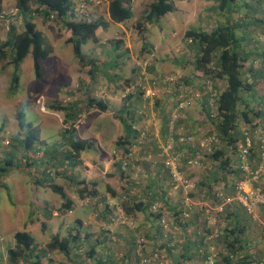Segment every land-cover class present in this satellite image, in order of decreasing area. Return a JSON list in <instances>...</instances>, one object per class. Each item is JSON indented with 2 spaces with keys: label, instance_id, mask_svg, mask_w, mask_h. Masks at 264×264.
Wrapping results in <instances>:
<instances>
[{
  "label": "rangeland",
  "instance_id": "rangeland-1",
  "mask_svg": "<svg viewBox=\"0 0 264 264\" xmlns=\"http://www.w3.org/2000/svg\"><path fill=\"white\" fill-rule=\"evenodd\" d=\"M150 3L151 0H133L131 2L133 16L130 20L121 24H115L109 20L107 14L108 3L93 8V10L90 11L91 18L93 20L100 19L105 22L107 26L104 30L98 28L96 32L97 41H90L82 46V54L87 59L97 60V71L93 79H91V82L95 81L94 84H96L94 86L97 92L95 95L100 97L105 87L108 89L115 88L113 89V93L123 105L124 103H134L135 94L137 97L142 96L139 91L143 92L144 95H151L147 102L143 104V106L146 107L144 112L145 117L140 123L143 124L148 131L147 141L150 142L146 146L156 141L161 150L158 154L161 160L162 155H172V152L179 149L198 148L201 138L208 139L217 136L214 124L205 119V113L201 106V90L202 87L208 84L209 88L219 91L224 86V82L220 80L211 82L210 80L208 81V79H203L200 72L194 71L193 67L187 64L195 55V50L185 43L184 33L190 28H200L210 31L215 28L217 23L220 25H228L233 29L234 35L241 41V47L245 52H251L253 54L258 52V54L264 55V0H238L229 11H221L218 8L217 0L174 1L176 12L168 13L167 16L160 18L159 21L146 25V30L141 35L138 32L139 29L137 24L143 21ZM32 10H35V6L32 7ZM32 21L36 29L43 33L45 43L52 48L48 57L40 61V78L36 79L34 77L33 58L31 54H28L19 66L18 88L14 91L15 93L12 94L9 91L13 73V67L9 64L10 53L8 52L6 58L0 61V161L3 162L10 155L16 163L7 175L0 177V236L7 235L12 228L10 233L19 230L24 222L20 221L18 216L13 212H8V209L13 210L12 207H16L13 205V196H17L19 189L22 188L28 190L30 195L32 194L29 184L26 186V182L28 180L31 181L32 177L28 174L30 172L28 171L27 173L26 169L21 166L22 163H20L19 160L23 154L19 139L22 138L23 135L18 128L17 113L22 112L26 121L30 122L34 127H37L40 120L45 117V115L42 111L43 101H40V103L37 101L36 97L41 93H44V96H46L47 93L45 92L48 90V87H50L49 85H61L62 88L65 87L68 91V94L64 96L63 99L65 101V107L73 106L74 110H81L86 103L87 97L91 93L85 86L87 80L92 78L91 74H89L90 67L80 66L77 59L74 57L72 46L66 43V31L63 30L57 22L44 21L38 14L33 17ZM11 28L14 29L15 33H19L22 30L21 18L16 10V0H2V12L0 13V43H3L8 38L9 29ZM117 42L121 43L119 47L114 50L113 46L116 45ZM122 51L127 52L122 58H113L115 54L123 53ZM253 59V56H250L245 62L242 70L249 72V66H251V75L248 73V75L245 76L247 79L253 78L255 83V96L252 100H248L251 103V108L259 106L258 99L264 96V74L259 73L260 68L264 71V63H262L260 58H256L253 64H250ZM153 66L158 69V73H155L157 76L149 70ZM141 72L146 75V78L144 77V81H142L143 87L145 88L142 89V87H140L138 90L137 80ZM188 78L193 79L195 82L194 86L184 83V80L189 83ZM115 80L116 82L113 84ZM206 82L208 83L205 85ZM80 85L82 88H76V86ZM177 85L180 92V102L185 100L183 102L187 103L184 105L183 109H178V112H176L177 118L174 119L172 114L176 108L174 109L173 102H171V100L166 102L167 104L163 109L162 103H164L166 98L171 95L172 91L177 88ZM51 91L53 90L49 92ZM178 100L179 96H176L174 102ZM157 101L161 106L155 110L154 107ZM60 103L62 104V102ZM45 110L46 112L49 111L47 108ZM194 110H196L198 114L197 118L194 117ZM63 114L61 115L60 113V116L57 118L49 116L54 124L57 121L56 124L58 128L56 129L53 125L43 130L42 134L46 137L47 145H50L51 142L59 141L60 138L57 131L62 132L66 130V126H61ZM165 117L172 120L170 125H173L175 122L174 120L182 119L184 123L187 122L186 124L188 127H184V123H181L174 131L175 135L170 138L167 137L168 139L164 140L161 138L159 124ZM89 120L90 118L85 116L81 123H86L87 125ZM194 122H196V136L192 141H189L188 137L191 135V131L188 129ZM198 122L199 125H197ZM101 125H107L109 128L108 120L103 119ZM241 126L240 120L238 123V128H240V130ZM111 130L112 129H109L108 133ZM218 142L219 143L214 145L217 149L225 145L224 142L219 139ZM39 146H41L40 142ZM42 147L43 145L39 147L38 153H42ZM142 150L143 148L139 150V158ZM237 152V150L235 153L231 152V150L227 152V155L231 158V165H238V161L236 162L237 159L235 157ZM210 153L211 151H201L199 154L201 157H198V155L193 157V159L197 160V164L187 165V169L182 171L184 173L183 177L191 184L188 189H184V192L188 193L189 190L194 188V183L199 181V179L195 180V178H199L201 175L206 177L210 171H214L215 166L217 167L219 163L218 160L215 159L216 161L210 162L205 158V156ZM34 157L35 154H33V159ZM144 159L151 161L152 157L147 155ZM161 161H163V159ZM201 161L204 162V164ZM132 172L133 175L134 173L137 174V177H135L136 180L140 179L139 167L136 166L135 171ZM69 177L74 180L73 176L69 175ZM231 178L232 177H230V180ZM19 183L22 184L20 187H18ZM254 184L262 191L264 189V177L257 182L248 184V189L253 192L254 190L250 188V186ZM97 189L105 194V187L102 181L98 183ZM222 191L224 192L222 181L212 185V193H219ZM7 193L11 194L10 199L7 197ZM170 193L171 197L176 199L179 192L177 188H173ZM224 194L225 196L233 195L226 192ZM206 195V191L202 192V198L206 197ZM206 201L204 205H210L213 199H206ZM195 204L200 206L203 205V203ZM217 207L218 205L214 206L212 210H214V212L218 211ZM36 211L37 209L35 206L30 208L28 211L29 216H26L25 221L28 219L26 224L33 225V234L37 239L40 237L41 227L40 222H36ZM257 214L260 216L259 220L264 225V211H259ZM214 222L215 220L211 223L212 226L215 225ZM222 223L224 224V221ZM50 239L51 237H46L45 243H48ZM215 239L213 234L209 235L208 241L212 249L209 250L208 253L211 251L217 254L219 253L221 246L213 242ZM144 241L147 242L145 238ZM158 252L160 257L166 260V257L161 251ZM58 255L59 258L51 259L53 263L59 264L63 260V257H61L60 254ZM31 258L32 256L26 258L22 264H26V261L30 262L32 260Z\"/></svg>",
  "mask_w": 264,
  "mask_h": 264
},
{
  "label": "trees",
  "instance_id": "trees-1",
  "mask_svg": "<svg viewBox=\"0 0 264 264\" xmlns=\"http://www.w3.org/2000/svg\"><path fill=\"white\" fill-rule=\"evenodd\" d=\"M107 1V14L111 22L115 24H121L132 18L133 11L131 8V2L133 0ZM174 1L184 0H151L148 11L144 15L143 21L137 24L139 34H143V32L146 30V25H150L159 21L160 18L164 17L168 13H173L175 11ZM237 1L238 0H217L218 8L221 11H229ZM33 6H35V10H32ZM16 10L21 18L22 30L19 33H15L13 28L9 29L8 38L3 43H0V61L4 60L7 56V53L9 52V64L13 67V73L9 86L10 93H15L14 91L18 88L19 66L25 57L28 54L32 55L34 77L39 79L41 76L40 61L45 60L52 51L51 46L45 43V37L43 33L36 29L35 24L32 21L36 14L40 15L44 21L57 22L61 28L66 31V43L72 46L74 57L77 59L81 67H90L89 74H91V77L95 76L98 67L97 60L87 59L82 54V46L86 45L90 41H97L96 32L98 28H101L102 30L106 28L107 24L105 22L100 19L91 22H86L84 20L77 21L73 16V5L71 0H16ZM1 12L2 0H0V13ZM184 39L185 43L195 50V55L189 60L187 64L193 67L194 71L200 72L203 79H208V81L210 80L211 82L216 80L224 82V86L219 91L209 88L207 84L208 82L205 83V85H207L202 87L201 90V106L203 108V112L205 113L206 121L211 122L215 126L217 139L224 142L225 145L218 149L216 146H214L217 143L210 145L212 151L209 155L205 156V158L210 162L218 160L219 163L217 167L215 166V168L212 165L214 171H210L206 177L203 176V178H201L200 176V180L194 183V188L189 190L188 193L184 192L185 190L180 185H177L171 176L169 168L165 166L164 162L168 158V154L162 155L163 167L168 177L164 180H168V182L171 184L170 186L173 188L176 187L179 192L177 196V207H174V212L172 214L173 217L176 216L175 219L177 220V216H180V213L182 220L189 219L193 215L194 208H198L200 206L195 203L201 202L200 200L202 199L212 198L213 205H219L221 200L217 197V193H212L211 190L212 184L217 183L220 172H225L226 175L236 172L237 177L240 176L237 181L242 178V173L239 168V166L242 164V161L238 156L239 153L237 152V155L235 156L238 161V165L236 166V169H232L231 158L227 155V152L231 150V152L235 153L237 150V144L244 141L243 133L245 131H251L252 129H258V122L262 124L260 129L264 133V96L261 99H258L259 106L254 108L250 107L251 103L249 101L255 96V83L253 78L247 79L245 76L248 75V73L251 75V66H249V72L242 71L245 62L250 56H253L254 59L260 58L262 63H264V55H260L258 52H255V54L251 52H245L241 47V41H239V39L234 35L233 29L228 25H220L219 23H217L215 28L210 31L200 28H190L184 33ZM120 43L121 42H117V44L113 46V49H117ZM125 54L126 53L117 54L114 57L116 59H120ZM254 59L251 60L250 64H253ZM149 70L154 74L158 73L154 66ZM259 73L264 74V71L260 68ZM155 76H157V74H155ZM188 80L189 83L186 80H184V83L190 84L191 86L195 85V82L192 78H188ZM178 88L179 87L177 85V88H175L171 95L166 98V101L162 103V109L167 104L166 102H169L170 100L174 104V109L178 107L181 101ZM176 96H179V100L174 102V98ZM134 99V103H124L123 105L124 117L122 119L127 132V137L119 140V145H122L124 149L130 144V139L135 135L134 127H138L140 125V121L144 117L142 112H145V110L142 109V106L145 104V102L142 100L141 96L137 97L136 94L134 95ZM86 105L89 109H96L100 112H106L108 110L107 104L99 99L89 98ZM159 106H161V104L157 101L154 109L156 110ZM211 107H213L215 116H212L210 111ZM52 109L54 111L65 110L66 120H64V122H67V120L71 121V125H73L77 119L78 114L76 115L73 111H71V107L68 109V107L63 108L62 106H53ZM140 112L142 114L138 116V113ZM240 120L242 124L241 130L238 128V123ZM171 121L172 120L165 117L159 124V128L162 131V139L164 140L173 137L175 135L174 131L177 129V127L181 123H184V120L180 119L174 120L175 122L173 125H170ZM17 123L18 128L23 135L22 138L19 139V143L23 151V154L19 159L20 163H22L21 166L26 169L27 173L28 171L30 172L28 174L30 177H32L31 181L34 185L48 187L54 193L59 194L63 199V202L58 211L64 214L68 213L71 210L72 202L67 199V196L63 192L62 188L54 183V178L60 175L58 169L52 166V170L56 176L50 175L49 172L43 173L39 170L40 166L42 164L45 165L46 163L40 158V153H38L40 146H37L39 135L37 128L34 127L30 122L26 121L22 112L17 113ZM197 125H199V122ZM195 127L196 122H194L193 125L188 129L191 131V138L196 136ZM63 145H68L71 151L69 157L73 159H76L77 155L88 147V145L73 141L71 138L67 142H64ZM63 150L64 147L61 149V153ZM156 150L157 152L155 153V156L159 158L158 154L161 152V150L159 148ZM200 152L201 150L198 148L179 149L172 152V155L169 156L176 158V162L178 164L177 169L182 174V176H184L182 171L187 169V165H189L188 161L196 160L193 159V157H196L197 155L199 156ZM33 154H35L34 159ZM65 155L66 154L63 153V158H61L62 160H66L65 157L67 156ZM248 155V164L251 166V169H254L256 167L255 165L259 161L258 146L256 144H253V147L249 151ZM202 163L204 164V162ZM14 164L16 163L10 155L3 162L0 161V177L7 175V173L15 166ZM234 186V184H230V182L225 179L223 186L224 192L222 191V193L224 194L226 191V193L234 194ZM204 191L207 192V195L206 197L202 198V192ZM263 191L264 189L260 191V188L254 190L255 193ZM84 192H86V194L89 196H96L97 191L94 188H81L79 193L80 197L84 196ZM164 201L166 202V199H164ZM139 205L140 207L137 206L139 207L137 211L142 212L143 203L141 202ZM233 205H235L239 210L237 214L229 211V207L232 205L224 206L223 211L220 213L211 210L209 214H207V217L213 215V219L217 221L215 225L209 228L210 231L208 234H206V236L204 235L203 237H208L210 234H216V239L213 240V242H216L221 246L219 253L217 254L218 261L216 264H256L260 255L264 252L256 255L250 253L248 250L249 244L243 237L246 232L250 233L254 230L258 232V236H261V240H263L264 237L262 232H264V225L254 220V218L247 213L246 208L243 207L239 202H233ZM159 210L160 208H157L156 204H154L152 205L151 209L147 208L146 214L149 216L152 215L156 219H160L157 227L159 237L156 236V238L163 246L168 248L173 247L174 243H179L178 241H175V228L172 226V224H170L169 221H167L164 216L161 217V212ZM125 211L126 213L129 212L127 209ZM145 212L146 209H144V212L142 213L145 214ZM161 220L165 221L169 229L165 238L163 237L162 233ZM111 221L113 222L114 220ZM223 221L224 224L222 223ZM132 224L131 226L128 225V223L125 225L128 227V229L133 230L135 228H133L134 225L132 226ZM142 236L143 235H139L134 240V246L132 245V253L130 255L132 256V260L131 257H127L126 260L124 257L127 256V254L123 253L121 254L123 255L121 264H123V259H125L126 262H130L128 264H139L141 256L151 258L155 253L159 254L158 251H146L145 243H143L141 246H138L137 240L143 238ZM88 238L89 237L86 234L81 235V233L78 231L75 232L71 230L69 231V235L63 239L54 237L47 245V249H54L63 254V256L69 257L71 251L73 248H75L77 253L76 255L81 258V260L75 264H83L87 262V264H93L92 258L94 257L95 251L93 247L90 250V247L87 244ZM13 239L14 248L10 249L8 252V262L10 264H22L26 258H30L31 256L32 260L30 262L26 261V264H39V256L34 255L36 248L34 245V239L28 233L25 231L16 232L13 235ZM209 243L210 242L208 241V244ZM81 250L84 253L83 255L80 253ZM174 251L175 250H171V252ZM40 252L44 251L42 250ZM105 252L107 253V250ZM203 258H205V255ZM129 259L132 262L129 261ZM162 259L166 264V260L163 257ZM204 260L205 259H203V264Z\"/></svg>",
  "mask_w": 264,
  "mask_h": 264
},
{
  "label": "crops",
  "instance_id": "crops-1",
  "mask_svg": "<svg viewBox=\"0 0 264 264\" xmlns=\"http://www.w3.org/2000/svg\"><path fill=\"white\" fill-rule=\"evenodd\" d=\"M174 12H176V7ZM122 52L127 53L126 51ZM156 71L158 72L157 68ZM91 79L93 77L87 80L85 84L88 91L91 92L85 102L87 103L89 98L102 100L107 104L108 110L100 112L96 109H89L85 102L81 110H74L73 106H66L68 109L71 107V111L76 115L78 114L73 125H71V121L67 120V122H64L66 120L65 110L54 111L52 109L53 106L57 105L66 108L63 99L68 94V91L65 87L49 85L50 87L45 92L47 93L46 96L41 93L36 97L37 101H43L42 111L45 115L36 127L39 133L38 141L41 146L43 145L40 158L46 163L45 165L42 164L39 170L56 176L52 166L58 169L60 175L54 178V183L62 188L67 199L72 202V207L68 213H60L58 210L63 202L60 195L54 193L48 187L36 186L32 181L28 180L26 186L29 184L32 194L30 195L29 191L24 188L19 189L18 195L13 196V205L16 207H12L13 210L8 209V212H13L20 221L24 222L19 230L10 233L12 228L7 235L0 236V264H10L8 262V252L14 247L13 235L19 231H25L34 239L36 247L34 255L39 256V264H57L53 263L51 259L59 258L58 254L63 257L59 264H75L81 260L76 255L75 248H73L69 257L63 256V254L54 249H47V245L54 237L63 239L69 235L71 230L78 231L81 235L86 234L89 237V243L87 241V244L90 250L93 247L95 251L92 258L93 264H121L122 259L117 260V257L122 256L121 254L123 253L127 254L124 257L126 260L127 257H131L132 260V256H130L132 245L135 238L139 235H143L142 237L147 240V242L144 241L146 244L145 250L148 252L161 251L166 257V264H203L204 255L208 254L209 250L212 249L210 244H208L209 236H203L208 234L209 228L212 226L211 223L214 220L213 215L207 217V214L214 207L213 202L210 205H204L207 202L206 199L200 200L201 202L199 203H203V206L195 207L193 215L187 220H182L181 213L180 216H177L178 220L175 219L176 216H172L174 207H177V197L176 199L171 197L170 191L173 190V187L170 186L171 184L168 180H164L168 177L162 161L155 156L156 149L159 148L156 141L143 148L140 158L138 155L136 166L139 167L140 179L136 180L135 173L133 175L131 170L121 171L118 155L124 148L119 145V140L127 137L122 119L124 117L123 104L113 93L115 88L108 89L105 87L100 97L95 95L97 93L94 89L96 84H94L95 81L91 82ZM115 82L116 80L113 84ZM76 88L80 89L82 86H76ZM50 90L53 91L49 92ZM46 108L49 111L46 112ZM59 112L61 115L64 113L61 126H66V130L57 131L60 138L59 141L51 142L50 145H47L46 137L42 134L43 130L53 125L56 129L58 128L57 121L54 124L49 116L57 118L60 116ZM193 114L195 118L198 117L196 110H194ZM85 116L90 118L87 125L86 123H81ZM103 119L108 120L109 128L107 125H101ZM186 123L183 124L184 127L187 126ZM109 129L112 130L108 133ZM160 134L162 136V131ZM70 138L73 141L88 145L86 149L77 155L76 159L69 157L70 148L68 145H63ZM39 142L37 146H39ZM62 146L64 150L61 153ZM63 153L67 156L65 157L66 160L61 159L63 158ZM147 155L152 157L151 161L144 159ZM236 166L235 164L231 165V168L236 169ZM236 174L235 172L226 175L225 172H220L217 183L222 181L224 186L226 179L230 184L235 185L240 177H237ZM68 175L73 176L75 181L70 179ZM230 177H232L231 180ZM201 178H203V175H201ZM100 181L103 182L105 187V194L97 189ZM21 185L19 183L18 187ZM84 187L88 189L94 188L97 191L96 196H89L84 192V196L80 197V189ZM205 187L207 188L206 185ZM250 188L257 190L258 187L254 184ZM10 195V193H7L9 199ZM164 199H166V202ZM141 202L143 203L142 212L146 209L145 214L137 211ZM154 204H156L157 208H160L161 217L164 216L175 228V241L179 243H174L173 247L163 246L156 238V236L159 237L157 227L160 219L146 214L147 208L151 209ZM34 206L37 209L35 212L37 214L36 222L39 221L41 227L40 237L37 239L33 234V225L26 224L28 219L25 221L26 216H29L28 211ZM125 208L129 211L127 212L129 214L126 213ZM229 211L234 212V214L239 212L235 205L230 206ZM111 220L114 221L112 222ZM127 223L130 226L133 223L132 226L134 225L133 228L135 229H128L125 225ZM257 233V231L253 230L250 233L246 232L243 237L249 244L248 250L255 255L264 252V239L261 240V236L259 237ZM46 237H51L48 243H45ZM42 250L44 252H40ZM106 250L107 253L105 252ZM171 250L175 251L171 252ZM125 259H123V264L130 263L126 262ZM131 260L129 259V261Z\"/></svg>",
  "mask_w": 264,
  "mask_h": 264
},
{
  "label": "built area",
  "instance_id": "built-area-1",
  "mask_svg": "<svg viewBox=\"0 0 264 264\" xmlns=\"http://www.w3.org/2000/svg\"><path fill=\"white\" fill-rule=\"evenodd\" d=\"M71 2L73 5L74 18L77 21L84 20L86 22L95 21L91 18L90 15V11H92L93 8L99 7L104 3H108L107 0H71ZM144 77L146 78V75L142 74V72L138 76V80H137L138 90L140 87H142V89L145 88L143 87L142 84V81H144ZM140 94H142L141 98L145 103L147 102L148 98H150L151 96V95L149 96V94L144 95L143 92L141 91ZM183 101L185 100H182V102H180L178 107L174 110V113L172 114V117H174V119L177 118L176 112H178V109H183L184 105L187 103ZM142 109L145 110L146 107L142 106ZM210 111L212 113V116H215L213 107H211ZM142 113L144 114V112ZM142 113L141 112L138 113V116ZM258 126H259L258 129H252L251 131H245L243 133L244 141L240 142V144H238L237 147V151L239 153L238 156L242 161V164L239 166L242 173V178L235 184L234 194L232 196H225L222 192L217 193V197L221 200V203L217 207L219 212L218 211L217 212L218 213L222 212L224 206L231 205L233 204V202L237 201L243 207L246 208L247 213L251 215L254 218V220L258 221V223L260 224H263L259 220L260 216L257 214V212L259 213V211L260 212L264 211V191L255 193L248 189L249 183L257 182L264 177V133L260 129L262 124L258 122ZM134 134L135 135L131 139L130 144L127 145L125 149L121 150L120 154L118 155L120 169L123 172L128 170L135 171L136 163L138 162L139 150L150 142L147 141L148 131L145 127H143V124L140 123L138 127L136 126L134 127ZM188 140L192 141L193 138L189 136ZM214 143H218V139L215 136L208 139L201 138L199 141L198 148L203 152H210L212 151L210 145ZM253 144H256L258 146L259 161L255 165L256 167L254 169H251L250 165L248 164L247 157L249 156L248 154L249 151L252 149ZM164 164L166 167L169 168L171 176L173 180H175L177 185H180L185 190L191 186L190 182H188L178 171L177 169L178 164L176 162V158L168 155V158L165 160ZM188 164L189 165L197 164V161L196 160L188 161ZM135 177H137L136 173H135ZM161 226H162L163 237L165 238L169 230L168 225L165 223L164 220H161ZM262 234L264 236V232H262ZM213 235L216 237V234ZM143 243H144L143 238L137 240L138 246H141ZM80 253L82 255L84 254L82 250L80 251ZM117 258H118L117 260L122 259L123 255L118 256ZM204 259H205L204 264H216V262L218 261V255L216 252L211 251L210 253L205 255ZM87 263H83V264H87ZM139 264H165V263L163 259L160 257V255L158 253H155L152 255L151 258L141 256L139 260ZM256 264H264V253L260 255Z\"/></svg>",
  "mask_w": 264,
  "mask_h": 264
}]
</instances>
